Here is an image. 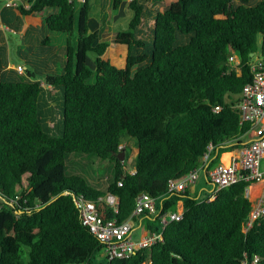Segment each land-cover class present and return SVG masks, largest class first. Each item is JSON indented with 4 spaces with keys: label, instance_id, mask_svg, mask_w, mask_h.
Masks as SVG:
<instances>
[{
    "label": "trees",
    "instance_id": "obj_1",
    "mask_svg": "<svg viewBox=\"0 0 264 264\" xmlns=\"http://www.w3.org/2000/svg\"><path fill=\"white\" fill-rule=\"evenodd\" d=\"M121 2L112 0L111 10ZM16 3L21 15L43 17L44 29L66 35L67 62L45 77L48 89L37 72L22 80L0 61V264H241L244 255L264 264V215L247 230L250 183L222 189L212 201L167 186L194 169L209 145L207 169L229 165L231 152L244 145L237 139L249 125L240 124L233 105L252 80V56L264 59V0H175L156 10L144 34L146 9L133 0L128 30L113 41L127 48L122 68L112 62L109 35L90 26L91 0ZM231 51L241 75L228 69ZM55 95L62 99L60 137L41 124V109ZM128 140L137 145L134 173L124 168L126 149L119 150ZM72 154L115 163L106 190L66 176ZM108 193L118 197L117 211L98 201ZM142 193L160 203L154 220L180 201L184 216L150 229L161 233L150 248L109 261L77 203L95 202L104 220L123 222Z\"/></svg>",
    "mask_w": 264,
    "mask_h": 264
},
{
    "label": "built area",
    "instance_id": "obj_2",
    "mask_svg": "<svg viewBox=\"0 0 264 264\" xmlns=\"http://www.w3.org/2000/svg\"><path fill=\"white\" fill-rule=\"evenodd\" d=\"M79 1L85 2L86 0ZM15 2L16 0H10L7 5L11 6ZM252 57L248 64L252 80L244 86L238 102L233 105L240 116V124L249 125L248 131L237 139V141H242L244 145L232 151L229 165L221 164L207 169L214 151V146L209 145L206 153L194 169L179 179L169 180L167 184L168 192L184 193L196 184L203 172L212 186V191L203 198L207 201L214 200L217 193L222 189L240 182L251 184L247 189L248 197L250 187L260 185L261 191L252 201L253 206L248 217L247 230L264 215V59L259 53ZM228 69L241 75V61L234 51H231L229 55ZM16 70L20 74H24L26 71L22 66H18ZM220 110V107L215 108V112ZM123 148L120 146L119 150ZM121 184L120 182L119 185ZM98 201L117 211L118 197L108 193L106 196L100 197ZM77 204L83 224L105 245V254L109 261L127 258L139 249L150 248L161 239V233H155L139 240L132 238L135 218L147 212L154 213L156 211L155 200L147 194L142 193L137 197L134 211L123 222L104 220L100 216L95 202L78 201ZM183 216L184 208L181 211L158 215V221L160 227L164 229L171 222L181 220ZM259 260L258 257L250 260L244 255L241 264H259Z\"/></svg>",
    "mask_w": 264,
    "mask_h": 264
},
{
    "label": "rangeland",
    "instance_id": "obj_3",
    "mask_svg": "<svg viewBox=\"0 0 264 264\" xmlns=\"http://www.w3.org/2000/svg\"><path fill=\"white\" fill-rule=\"evenodd\" d=\"M10 0H0V28L3 29L2 35L0 37V61L4 65L10 64L15 67L17 71L18 66H22L26 69L24 74L16 72V77L24 80L27 78L28 72H37L39 79L43 81V86L46 88L48 85L45 83V77L50 73H60L64 66L66 65V35L58 34L49 31L48 29H43L38 26V23L43 17H26L21 15L15 6H8ZM95 0L92 1L91 7H93ZM16 5L18 3H15ZM257 3H252L255 5ZM4 5V7H3ZM109 10V8H107ZM109 14V13H108ZM112 18L115 19L116 15L119 16L120 11H112L110 13ZM131 11L129 10L128 18L123 19L122 23L117 25L113 31H109L108 35L111 36L112 42L116 37V33L119 31H127L129 27V22L131 20ZM110 16V15H109ZM5 20L11 24L15 30H7L6 26L1 20ZM122 19V18H121ZM44 20V19H43ZM147 24L153 19L149 18L147 15ZM95 21V22H94ZM42 22V19L40 23ZM100 17L96 11L95 15L93 13L92 20L90 21V26L92 30L93 25L100 24ZM123 24V25H121ZM37 25V26H36ZM106 25V24H105ZM31 26V28H30ZM38 27L36 33L32 32V29ZM105 26H95L99 29L101 33L106 32ZM5 29V30H4ZM43 29V30H42ZM18 30H23L25 36H22ZM35 30V29H33ZM145 30L150 33V29L145 28ZM46 44H43L44 40ZM111 42V55L112 62L119 68L125 65V56L127 53V48L125 46L116 45ZM120 49V50H119ZM125 53V54H124ZM25 56V57H24ZM26 56H32V59H27ZM91 57V56H90ZM150 60L142 63L138 68H143L148 65ZM94 78L91 79L93 81ZM54 93L57 92L56 89L53 90ZM50 107L47 109H41L43 114L42 126L54 137H60L62 135L63 128V114H62V99L59 96H54L49 102ZM127 152L128 159L124 156L122 161L124 162V168L128 172L134 171L135 157L137 155V145L135 140H128L122 145ZM115 163L109 160H103L94 155H69L66 161L65 174L67 177L80 176L84 178L89 185L95 187L99 190H106L108 186V180L112 181L114 179ZM196 195H201L200 198H205L212 191V186L206 179L205 174L202 172L200 178L196 182ZM260 186L253 187L250 192L249 199L253 201L255 197L260 193ZM135 235L139 234V230L134 232Z\"/></svg>",
    "mask_w": 264,
    "mask_h": 264
},
{
    "label": "crops",
    "instance_id": "obj_4",
    "mask_svg": "<svg viewBox=\"0 0 264 264\" xmlns=\"http://www.w3.org/2000/svg\"><path fill=\"white\" fill-rule=\"evenodd\" d=\"M92 1L93 0H91V4H92ZM111 1L112 0H95V3L93 5V7H91V16L93 15V13L95 15V11H96V15L98 13V15L100 17V20L103 21V22H101L98 25H93L92 24V26L94 28L93 30L97 29V28H95V26L96 27L97 26L98 27L99 26L102 27V25H104L105 26L104 28H106L107 31L106 32H103V36H107V34L109 33V31L111 32L115 28H117V25H119L118 22L119 23H122L123 22V19L126 20L128 18L129 10H130L129 7H128V5L133 0H122L121 5H120L119 10H118V11H120V14H119V16L116 15V18L115 19H113L112 18V15L110 14L112 12L111 7H110ZM174 1L175 0H140L141 4L144 5V7L146 9V14L149 15V18L150 19L151 18L153 19L151 21L153 24H154V15H155L156 10L165 11L166 9H168V7ZM260 1H262V0H250L251 4L252 3H258ZM15 3H14V6H16ZM3 7H4V5H3ZM107 8H109V10H107ZM131 13L133 14L132 11H131ZM130 17L132 19L133 15H131ZM41 19H40V21H41ZM1 21L3 22V19ZM40 21L38 23V26H40L41 28L44 29V27L42 26V22L40 23ZM121 25H123V24H121ZM143 27H144V30L142 31V33L144 34V33H147V31L145 30V28H150L152 26H151L150 23L147 24V20H146L145 23L143 24ZM7 28L10 29L9 27H7ZM30 28H31V26H30ZM33 29H35V30H33ZM33 29H32V32L36 33V31L38 30V27H35ZM2 32H3V29L0 28V37L3 36L2 35ZM18 32L22 36H25V32L23 30H18ZM116 35H117V33H116ZM109 37H110V40H111V36L110 35H109ZM111 42H112V40H111ZM7 68L8 69L15 70V67L13 65H10V64H8ZM42 85H43V83H42ZM47 88L49 89L50 86H48ZM231 154H232V152H231ZM134 172H135V170L133 171V173ZM195 185L191 186L188 189V191L190 192L191 195L200 198L201 195H198V196L196 195V187H195ZM257 186H260V185H253V186H251L249 192H251V190L253 189V187H257ZM249 196H250V194H249ZM200 199L203 200V198H200ZM155 208H156V211L154 213L147 212V214H149L150 216L147 215V214H144V215H141V216L135 218V220H134V227H133V231H132V238H133V240H139L141 238L151 236V235L155 234V232H151L150 229H154L155 230L156 228H159L160 227L159 222L156 221V220H154V217L156 216V214L158 213V211L160 209V203H159V201H155ZM182 208H184L183 207V202L180 201V202H178L177 207H176V210H174V212L181 211ZM166 213H168V212H166ZM136 230H139V234L138 235H135L134 234V232Z\"/></svg>",
    "mask_w": 264,
    "mask_h": 264
},
{
    "label": "water",
    "instance_id": "obj_5",
    "mask_svg": "<svg viewBox=\"0 0 264 264\" xmlns=\"http://www.w3.org/2000/svg\"><path fill=\"white\" fill-rule=\"evenodd\" d=\"M125 154L123 152L120 153V160L124 159Z\"/></svg>",
    "mask_w": 264,
    "mask_h": 264
}]
</instances>
